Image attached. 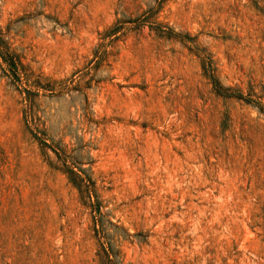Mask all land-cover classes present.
Segmentation results:
<instances>
[{
	"label": "rangeland",
	"instance_id": "1",
	"mask_svg": "<svg viewBox=\"0 0 264 264\" xmlns=\"http://www.w3.org/2000/svg\"><path fill=\"white\" fill-rule=\"evenodd\" d=\"M0 30L53 88L27 122L0 64V264H100L93 212L30 129L83 144L115 264H264V0H0Z\"/></svg>",
	"mask_w": 264,
	"mask_h": 264
},
{
	"label": "trees",
	"instance_id": "2",
	"mask_svg": "<svg viewBox=\"0 0 264 264\" xmlns=\"http://www.w3.org/2000/svg\"><path fill=\"white\" fill-rule=\"evenodd\" d=\"M163 1L164 0H161V2ZM141 16H138L137 19H139V17ZM149 19L150 17L140 19L138 20L137 25L141 26L146 23L152 24ZM152 29L158 35L165 36L167 38H177L183 43H186L187 41H193V38L188 34H180L178 32L173 31L171 28H167V30L162 29L161 24L155 25L154 27H152ZM113 31H116V23L107 28L105 34L110 35V33H114ZM94 55L99 58L98 54H96V51L94 52ZM200 61L204 75L209 79L213 86V89L218 94H221L223 96L240 98L245 100L246 102L257 103L248 97H244L240 93L232 92L229 87L223 86L215 75L212 61L209 58L200 57ZM0 64L4 66L5 71L12 79H15L19 83H21L23 79H25L26 81V86H22L21 92L24 94V117L27 121L32 115V108L34 105L35 98H37L39 95H45L47 91L51 92L53 88L50 85V82L43 83L39 80H33L29 82V80H27L26 73L24 72V66L20 60L19 55L10 47L7 38L1 30ZM255 105H257V107L261 109V106H259V104ZM30 133L32 137L38 142L40 149L44 154H46V150L51 151V153L55 157L56 164H52L51 160H49L50 165L62 169V171L67 175L68 180L77 189L82 204L90 208V210L93 212V231L101 249V252L99 254V263L115 264V255L111 247V242L104 240L105 237H107L106 228L102 219L103 215L100 210L101 205L96 190L95 182L91 177L89 167L82 166L83 163L91 162V160H89V158L87 157V154H85V151H83V144L80 143V140L78 139V137H76L79 142L77 146L71 149V151L69 152L66 149V145L61 140L55 141L54 139H49L45 136V133H41L39 135L37 134L39 133L38 131L34 132L32 129H30ZM72 151H75V153L72 154ZM110 223L113 224L112 222ZM124 233V238H128L130 236V234L126 231Z\"/></svg>",
	"mask_w": 264,
	"mask_h": 264
}]
</instances>
